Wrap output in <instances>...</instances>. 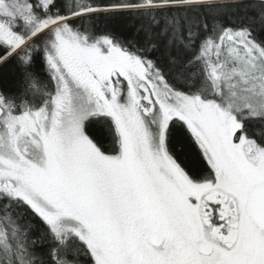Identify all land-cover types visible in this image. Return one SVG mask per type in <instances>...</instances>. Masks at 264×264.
I'll return each instance as SVG.
<instances>
[{
	"label": "snow or ice",
	"instance_id": "snow-or-ice-1",
	"mask_svg": "<svg viewBox=\"0 0 264 264\" xmlns=\"http://www.w3.org/2000/svg\"><path fill=\"white\" fill-rule=\"evenodd\" d=\"M0 264H264V0H0Z\"/></svg>",
	"mask_w": 264,
	"mask_h": 264
},
{
	"label": "trees",
	"instance_id": "trees-1",
	"mask_svg": "<svg viewBox=\"0 0 264 264\" xmlns=\"http://www.w3.org/2000/svg\"><path fill=\"white\" fill-rule=\"evenodd\" d=\"M130 24H131V20L129 18H122L116 24H114V26L124 28L129 26Z\"/></svg>",
	"mask_w": 264,
	"mask_h": 264
}]
</instances>
